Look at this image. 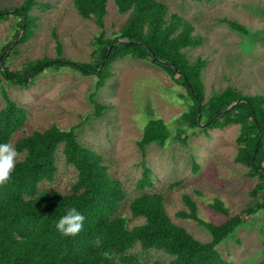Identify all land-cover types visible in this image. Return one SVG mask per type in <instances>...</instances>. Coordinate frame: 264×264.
Returning <instances> with one entry per match:
<instances>
[{
    "label": "trees",
    "instance_id": "16d2710c",
    "mask_svg": "<svg viewBox=\"0 0 264 264\" xmlns=\"http://www.w3.org/2000/svg\"><path fill=\"white\" fill-rule=\"evenodd\" d=\"M72 2L81 17L93 19L99 28L92 52L94 58L77 61L63 56L61 41L53 31L56 56H43L25 61L20 68L12 67L8 63L9 56L33 34L37 25L33 7L51 5L40 0H22L16 5L0 7V19L8 15L17 18L12 38L0 49V78L28 86L33 75L45 68L68 67L94 74L97 90L111 75L113 59L125 55L150 58L185 87L191 102L182 121L189 127L199 126L202 117L211 127L233 122L240 124L234 160L248 167L247 175L256 177L249 190L256 202L231 215L223 201L215 198L211 207L227 216L224 221L215 223L201 218L196 201L189 193H183L186 209L176 214L193 219L209 230L211 239L201 241L171 219L166 208L167 194L145 191L129 201L130 215L143 219L129 226V217L120 207L125 197L122 183L110 175L102 155L81 144L74 127L65 129L54 123L14 139L24 125L26 110L2 87L0 143H10L21 157L16 160L10 179L0 185V264H231L216 245L248 215L264 208V95L243 94L227 86L204 101L201 73L206 60L197 56L191 61L185 52V48L200 45L202 37L192 33L193 26L188 20L175 12L169 13L163 0H113L117 11L126 13V19L111 37L105 36L108 0ZM225 19L232 29L246 31L239 22ZM90 95L93 98L94 93ZM93 103L95 113H100L104 105L95 100ZM180 135L181 132H177L175 136L180 138ZM169 136L170 130L164 120L152 115L146 120L137 145L144 154L148 144H164ZM59 145L65 162L76 171V178L66 192L39 187L42 181H51L56 174ZM141 166V175L135 185L144 189L152 186L151 173L144 160ZM70 207L81 212L85 220L76 235L65 236L57 230L56 224ZM135 242L143 249L162 250L171 258L137 263L135 255L128 253Z\"/></svg>",
    "mask_w": 264,
    "mask_h": 264
},
{
    "label": "rangeland",
    "instance_id": "374dc122",
    "mask_svg": "<svg viewBox=\"0 0 264 264\" xmlns=\"http://www.w3.org/2000/svg\"><path fill=\"white\" fill-rule=\"evenodd\" d=\"M21 1L0 0V7ZM40 1L51 5L33 7L32 13L37 16L33 34L17 45L8 63L20 68L27 60L56 56L53 31L61 41L63 56L77 61L92 60L99 30L94 20L81 17L72 0ZM163 1L169 13L175 12L188 20L193 26L192 33L202 37L200 45L185 48V52L191 61L197 56L206 60L201 73L204 101L227 86L243 94L264 95V0ZM225 18L244 25L246 31L232 29ZM16 19L9 15L0 19V49L12 38ZM125 19L126 13H119L113 0H108L105 36L116 34ZM110 70L111 75L97 90L94 74L68 67L45 68L33 75L28 86L0 78V108L4 105L1 94L4 87L26 110L24 125L14 139L53 123L65 129L74 127L80 143L100 153L110 175L121 181L125 197L120 207L129 217V226L143 220L130 215L129 201L145 191H162L168 196L166 208L171 219L195 238L209 241V230L193 219L177 216L176 212L186 209L183 193H189L196 201L201 218L215 223L227 217L211 207L215 198L223 201L231 215L255 204L249 190L256 177L247 175L248 167L234 160L240 124L211 127L202 117L199 126L189 127L182 121L191 102L185 87L150 58L117 57L111 61ZM93 100L104 105L100 113H95ZM152 115L164 120L170 136L164 144H148L142 154L137 140ZM177 132L185 140L177 138ZM61 149L59 145L54 178L42 181L40 188L66 192L74 182L76 171L65 162ZM20 157L18 154L16 160ZM143 160L150 168L152 186L139 189L135 184ZM172 182L178 183L169 185ZM215 248L231 264H263L264 208L248 215ZM128 253L135 255L137 263L171 258L159 249H143L138 242Z\"/></svg>",
    "mask_w": 264,
    "mask_h": 264
},
{
    "label": "clouds",
    "instance_id": "9594fccd",
    "mask_svg": "<svg viewBox=\"0 0 264 264\" xmlns=\"http://www.w3.org/2000/svg\"><path fill=\"white\" fill-rule=\"evenodd\" d=\"M18 153L10 143H0V185L5 184L11 176ZM84 215L75 207L67 209L56 224L57 230L65 236L76 235L83 227Z\"/></svg>",
    "mask_w": 264,
    "mask_h": 264
},
{
    "label": "water",
    "instance_id": "95a60500",
    "mask_svg": "<svg viewBox=\"0 0 264 264\" xmlns=\"http://www.w3.org/2000/svg\"><path fill=\"white\" fill-rule=\"evenodd\" d=\"M16 39H17V38H16ZM231 105H232V103H231L227 108H229Z\"/></svg>",
    "mask_w": 264,
    "mask_h": 264
}]
</instances>
